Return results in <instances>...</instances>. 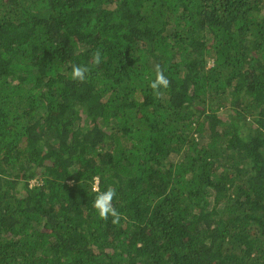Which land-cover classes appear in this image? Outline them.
<instances>
[{
  "label": "trees",
  "instance_id": "obj_1",
  "mask_svg": "<svg viewBox=\"0 0 264 264\" xmlns=\"http://www.w3.org/2000/svg\"><path fill=\"white\" fill-rule=\"evenodd\" d=\"M0 264H264V0H0Z\"/></svg>",
  "mask_w": 264,
  "mask_h": 264
},
{
  "label": "clouds",
  "instance_id": "obj_2",
  "mask_svg": "<svg viewBox=\"0 0 264 264\" xmlns=\"http://www.w3.org/2000/svg\"><path fill=\"white\" fill-rule=\"evenodd\" d=\"M101 62V52L99 49L93 52L92 63L99 65ZM155 79L150 81L149 86L153 90L154 94L159 96V89L168 88L170 85L169 79L163 74V71L159 64L154 65ZM89 69L86 66L72 65L70 77L74 81L84 82L86 80V73ZM116 196V189L108 187L104 191H98L93 201V208L97 212L98 217L107 221L111 217V223L119 224L121 220V214L114 208L112 201Z\"/></svg>",
  "mask_w": 264,
  "mask_h": 264
},
{
  "label": "rangeland",
  "instance_id": "obj_3",
  "mask_svg": "<svg viewBox=\"0 0 264 264\" xmlns=\"http://www.w3.org/2000/svg\"><path fill=\"white\" fill-rule=\"evenodd\" d=\"M209 64H211V61L209 62Z\"/></svg>",
  "mask_w": 264,
  "mask_h": 264
}]
</instances>
